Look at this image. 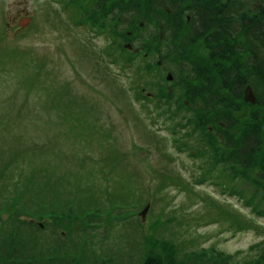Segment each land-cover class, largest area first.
<instances>
[{
  "label": "rangeland",
  "instance_id": "374dc122",
  "mask_svg": "<svg viewBox=\"0 0 264 264\" xmlns=\"http://www.w3.org/2000/svg\"><path fill=\"white\" fill-rule=\"evenodd\" d=\"M67 4L69 0H0V209L15 192L13 181L22 182L19 191L30 183L26 196L34 187L44 199L42 212H59L58 226L52 223L49 234L62 237L82 258L86 250L98 262L111 257L114 264L142 261L146 252L173 251L170 242L180 248L177 256L182 260L184 252L192 251V264H211L209 247L223 251L226 260L233 254L234 263L255 258L264 248V214L243 195L198 180L207 156L186 144L194 138L186 135L188 121L171 115L178 109L176 95L187 103L174 90L176 78L166 77L174 73L175 63L157 52L156 61L162 64L144 75L143 62L134 58L136 48L125 52L128 61L116 60L109 29H95L89 21L76 23ZM160 8L155 3V10ZM137 11L141 15L122 31L130 37L126 42L135 41L133 35L152 34L151 50L154 44L161 50L172 37V55L186 50L183 57L191 59L194 69H204L210 88L231 97L222 69L235 60H223L209 35L186 43V12L177 19L168 10L166 22L175 28L171 36L163 26V33L151 30L145 25L151 15ZM26 15L33 17V24L14 34ZM127 17L120 12L118 25ZM111 20L112 15L105 22L114 27ZM234 43L228 41L231 47ZM239 57L245 64L249 55ZM26 79L31 84L28 94ZM263 88L259 84L256 90L262 100ZM226 105L233 108L241 129L252 115L263 126L264 107L253 111L243 95L227 99ZM260 140L257 158L262 161L264 130ZM113 202L109 217L104 210ZM16 213L13 208L0 215V242ZM17 218L29 217L23 211ZM231 221L245 224L239 228ZM256 243L261 245L253 247Z\"/></svg>",
  "mask_w": 264,
  "mask_h": 264
},
{
  "label": "trees",
  "instance_id": "16d2710c",
  "mask_svg": "<svg viewBox=\"0 0 264 264\" xmlns=\"http://www.w3.org/2000/svg\"><path fill=\"white\" fill-rule=\"evenodd\" d=\"M148 1H151V3L146 4ZM157 1L154 0L153 3V0H93L92 2L91 0H69V6H73L70 10L75 20L89 21L95 29L96 27L109 29L114 36L112 45L118 49L117 54L121 52L119 56L123 58L125 48L122 43L130 37L123 34L122 30L124 28L128 29V24L137 14L141 15V11L139 13L137 11L138 8H141L142 14L151 15V18L146 21L147 24L149 23L153 27L160 24V19L152 17V14H156L155 3L157 4ZM163 2L167 8L175 13L177 19L181 18L182 15L180 14H183V12L191 14V20L187 26L189 32L186 35V43L191 44L209 35L213 43L220 44L217 49L223 60H235L233 64L224 66L222 69V75L227 80L226 88L231 97L228 94H219V89L215 90L216 97L205 95V93L215 92L210 88L212 84L209 75L204 73L201 66H196L194 69L190 58H185L184 61H181V59L176 60L174 77L178 87L174 90L177 93L183 91L184 97L193 106L187 108L184 105L186 111L193 113L194 117L192 119L198 126L204 124L207 128V131L202 129L201 132L207 140V145L209 147L219 146L217 144L218 140L207 125L214 127L218 131L215 135L222 140L223 148H210L211 160L206 162L208 167L204 169L203 173L209 174V169L213 164H218L217 173L224 175L228 179L226 182L236 181V183L230 185L231 189H234L237 185L241 186L239 192H243L249 205L261 213L264 211V158L260 161L257 158V152L261 145L260 135L263 136L262 125L260 127L257 120H252L256 117L252 115L241 129L238 119L232 113L233 108L226 105V100L230 99L232 101V99L240 98L247 83H251L255 91L259 84L264 85V0H229L226 2H222V0H163ZM90 4L91 7H89ZM254 5H257L256 11H253ZM117 10L128 14L126 21L124 20L121 23L123 27L118 25L120 12L116 13ZM111 15V21L115 22L114 27L113 24L105 22ZM240 33H242V46L245 49L247 48L249 53L251 42L258 47L257 61L251 56L252 60L246 67L244 63L240 62L241 57H239L238 48L236 46L232 48L228 45V41L237 42ZM134 38L135 35L132 36V39ZM144 43L146 44V42ZM169 51L170 48L164 51V54ZM184 51H182V55ZM233 51L236 55L233 54ZM245 52L246 50L243 53ZM149 70L151 68L147 69V71ZM28 80L30 82V79H26V82ZM196 80L199 81V84H194ZM229 80H233V83ZM181 88L183 90L180 91ZM146 89L149 92L153 91L147 86ZM258 99V102L263 104L264 100L261 99L260 95ZM176 101H179L177 95ZM177 104L179 107L178 102ZM230 105H232V102H230ZM248 106L253 111L256 109L251 104ZM4 129L5 127H3ZM221 183L226 187H229L228 184H230H224L225 180ZM20 185L21 183L17 186V193H15L14 198L9 204H5L2 209L11 211L15 208V213L24 211L29 218L20 220L17 218L18 213L12 215L9 220L12 228L6 232L4 239L0 242V264H114L112 260H116V258L111 257L112 260L103 258L98 262L96 258L89 257L86 250H84V257L82 258V253L71 250L69 243L61 237V233L59 234L61 238L49 234L52 223H54V226H58L59 218L57 217L59 215H53L55 220H44L47 212H42L44 211L42 206L45 204L43 197L40 196V190L31 187L29 195L26 196L30 183L24 184L19 191ZM37 197L38 200L35 202ZM120 197L122 198V196ZM18 199L20 203L17 205ZM40 201L42 204H38ZM223 212L233 216L231 212L225 209ZM76 222L80 223V221ZM231 223H237V221H231ZM33 227L38 230V233L33 230ZM170 243L173 245V251L164 249L163 254L154 251L152 254L146 252L142 261H122L119 264H192V251L184 252L186 261L182 260L181 257L177 256L180 248L175 243ZM260 245V243H256L253 247ZM168 246L170 247V245ZM208 255L211 264H264V248L255 258L247 261L243 260L242 262L237 261L236 263H234V255L230 257V260H226L224 252L214 247L208 248ZM201 264H205L204 261Z\"/></svg>",
  "mask_w": 264,
  "mask_h": 264
},
{
  "label": "flooded vegetation",
  "instance_id": "af4514ba",
  "mask_svg": "<svg viewBox=\"0 0 264 264\" xmlns=\"http://www.w3.org/2000/svg\"><path fill=\"white\" fill-rule=\"evenodd\" d=\"M226 1L227 0H222V2H226ZM255 7H256V5H255ZM189 20H191V17H190ZM254 21H255V19H254ZM168 32L171 34V36H173L174 35V32H175V28L174 27H170L169 30H168ZM188 32H189V30H187L186 35H187ZM213 32H215V31H213ZM167 45H168L169 48H172L173 47V38L170 37V36H169V42L167 43ZM219 45L220 44H218L217 46H219ZM242 45H243L242 33H240L239 38L237 39V42L234 43V45L232 46V48L234 46H236L238 48V50H239V55H242V54H251L255 58L254 60L257 61L256 60V57H257L258 47H256L255 44L253 42H251V48H250V53H249L247 51V48L246 49L243 48ZM225 48H226V46H225ZM245 50H246V52L243 53ZM182 51H184V50H182ZM182 51H180L179 54H177V55H170L168 57V59H166V60H169V61H171L172 63H175V64H176V60H178V59H181V61H184L185 58L182 55ZM233 54L236 55V53L234 51H233Z\"/></svg>",
  "mask_w": 264,
  "mask_h": 264
},
{
  "label": "water",
  "instance_id": "95a60500",
  "mask_svg": "<svg viewBox=\"0 0 264 264\" xmlns=\"http://www.w3.org/2000/svg\"><path fill=\"white\" fill-rule=\"evenodd\" d=\"M31 22H32V19L31 18H29V17L24 18L20 22L19 26L16 28L15 33H18L19 31H21L26 25L30 24ZM244 98L246 100H248V101H251L252 103H255L256 102V96H255V94H254V92H253V90H252V88H251L250 85H248L247 88H246V90H245V96H244ZM148 207L149 206H147L145 208V210L141 213L142 216L145 215Z\"/></svg>",
  "mask_w": 264,
  "mask_h": 264
}]
</instances>
